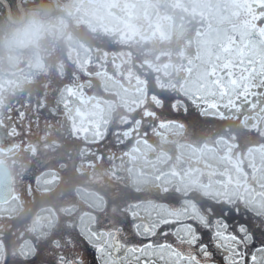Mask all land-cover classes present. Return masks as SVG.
<instances>
[{
  "label": "flooded vegetation",
  "instance_id": "obj_1",
  "mask_svg": "<svg viewBox=\"0 0 264 264\" xmlns=\"http://www.w3.org/2000/svg\"><path fill=\"white\" fill-rule=\"evenodd\" d=\"M204 4L201 0V6ZM31 7H26L27 16L28 11H40L44 19L41 10ZM56 14L55 11L52 19ZM88 16L92 18L90 12ZM258 25V37L264 39V23ZM200 28L194 27L189 38V42L196 40L199 47L196 32ZM179 29L184 30L181 36L190 30L186 23ZM100 33L96 38L89 36L85 45L80 80L73 70L67 72L69 81L66 79L71 90H78L74 84L79 85L100 100L95 101L102 105L97 108L100 114L93 119V123H99L97 132L93 127L95 133L62 134L55 120L43 133L41 117H27L24 113L30 109L26 101L13 126L6 124L9 118L0 121V145L4 149H0V163L8 165L14 176L12 201L22 200V195L17 194L12 165L5 160L13 140L18 145L22 142L23 149L17 152L34 156L28 166L33 172L29 193L39 196L36 187L49 184L52 201L49 230V225H38L43 214L36 207H41L42 202L21 220L15 234L19 235L17 242L9 244L13 234L9 223L5 226L8 233L0 238L1 261L30 255L44 239L52 240L74 229L83 232L98 219L129 209L141 211L149 205L167 206L170 200L189 207L203 201L239 202L253 212L264 211V72L219 70L214 63V69H206L204 64L208 62L200 61L199 49L195 58L199 69H180L188 61L175 51L177 69L173 62H164L171 56L169 50L151 51L148 47L156 38L136 34L104 45L102 42L109 40L102 39V30ZM181 36L177 32L173 38H161L176 44L184 41ZM125 50L132 52L131 69L121 65ZM208 51L211 53L209 47ZM212 54L222 57L216 46ZM70 64L74 67L73 61ZM57 94L50 106L64 108ZM87 97L85 92L84 99ZM1 105L8 109V104ZM15 108L17 105L12 109ZM68 117L63 118L73 121ZM45 152L51 155L50 167L44 159ZM46 171L51 172V183L35 185L38 178L46 177Z\"/></svg>",
  "mask_w": 264,
  "mask_h": 264
},
{
  "label": "rangeland",
  "instance_id": "obj_2",
  "mask_svg": "<svg viewBox=\"0 0 264 264\" xmlns=\"http://www.w3.org/2000/svg\"><path fill=\"white\" fill-rule=\"evenodd\" d=\"M40 1L46 2L49 0ZM74 1H77L79 5H86V11L88 12L89 10L92 16V18L87 16L91 24L99 27L102 31L103 29L101 28L103 26L110 25V27L104 32L106 35H110L106 37L107 40L130 39L136 36V34L139 36L156 38V41L150 42L148 47L151 51L154 49L159 50V48L169 50L171 56L165 58L164 62H173V64L177 63L176 57L173 56L175 51L186 57L188 64L184 67L183 65L186 64L181 65L182 67H180V69H199V66L197 65L198 62H196L195 59L196 54L198 55L199 49L200 61L202 63L208 62L207 64H204L206 69H214L212 66V63H214L219 67V70L220 67H222L224 70L228 71H236L238 69L249 70L253 74L264 72V39L258 37V24L264 23V0H202V2L205 3L203 6H201V0H73V2ZM189 5H194V7H189ZM199 9H201V11H199ZM123 10H126V12L122 13ZM211 21H215V23H211ZM50 22L51 23L44 25H33L32 23L28 24V22L25 21L23 26L16 30V37L14 36L10 38L14 41V45H20L18 43L19 37L21 34L27 32L30 35L28 43L46 51V42L50 37L48 35L51 34V32L58 31V26L55 20L52 19ZM184 23H186L190 29L188 31L186 29L180 37V39L184 37V41L177 42L176 44H168L166 41H162L163 39L161 37L163 36H169L166 38L175 37V34L179 31L180 25H183ZM203 23L205 24L203 25ZM197 26H199V28L201 26L199 31L196 32L200 47L196 40L195 42H189L194 27L196 28ZM110 29L114 30V33L110 31ZM115 29H117V31H115ZM148 32L149 35L146 34ZM252 33L257 36H252ZM211 44H213V46H210ZM214 46L218 48L222 57L212 54ZM138 47L139 45H137V49ZM208 47L210 48L211 53L208 51ZM159 57L161 58V56ZM223 59L227 61L224 64ZM26 64H29L27 60ZM49 70L52 71L53 69L48 63L45 68L42 67V71L38 75L41 77V75L45 74V72L47 73ZM10 82L11 81H7V79L0 81V121H2L3 118H11V114L8 113L9 109L14 108L15 105L18 106L21 100L30 98L38 99L41 97L45 98L46 95V91L43 90V88L39 87L37 90H33L28 86L22 89L20 92H23V94H20L16 89L8 87ZM74 86L76 85L74 84ZM87 90L89 89L84 87H81V89L78 90H70L67 101L61 103V105H64L65 107H59L56 119L55 116L57 111H54L55 115L53 122L56 120L59 133L71 134L70 131L75 133L79 132L81 136L85 133H95L98 131L99 123H93V119L98 118L100 110L97 108L102 105L95 102H99L100 100L95 99ZM85 92L88 94L87 100L84 99ZM96 97H98L97 94ZM71 99H73L72 102ZM77 99L83 104L73 105L72 103L78 101ZM47 100L48 99H45L43 103L48 102ZM88 100L90 101L88 102ZM1 102L8 104V109H3ZM84 103H86L87 107H85L86 105ZM73 112L75 113L74 118L77 119V121L81 120L79 122L80 125L78 126L74 125L72 120H65V118H63L67 115L70 116L68 118L73 119L71 116V113ZM59 116H61V118ZM97 121L98 120H95V122ZM8 122L13 126L10 119L6 124H8ZM91 123L93 125H90ZM91 127H95V132H93ZM174 136H176V134H174ZM76 138L81 139L82 137L78 138L77 136ZM0 144H2V142ZM10 145V154L5 157V160L12 165L15 177L17 178V194L20 193L22 195L25 192V194H28L31 197V193L29 192L32 189L31 176L33 175V172L28 166L33 163L34 156L33 154L30 155L24 151L17 152V150L23 149L22 142H20V146L15 140H13ZM0 149L4 151L1 145ZM44 154V159L48 161V167H50L51 155L48 152H45ZM35 172L36 171H34V173ZM48 182L51 183L50 171L47 172L45 178L40 177L36 180V183H34L35 185H38L39 183L42 184ZM44 186L50 185L44 184L42 188L38 189L39 198L42 199L43 202L41 207H36V211L40 215L41 213H45L40 217L38 225L52 224L51 216L45 211L46 209L52 210V208L49 207V204L51 205L52 202L50 194L51 187L43 190ZM25 194L22 196V200L27 203ZM46 197H49L47 201H50V203L45 202ZM6 209H8L6 206L0 207V213ZM27 212L28 211L21 213L17 217L11 218L14 222L12 224L10 223L13 235L9 244L19 240V235L15 237V234L21 220L26 216ZM2 219H8V216L3 215V218L0 216V238L4 239L8 233V227H5L8 221H3ZM22 223L26 224L29 222ZM12 259H14V257ZM4 260H0V264H6L7 262Z\"/></svg>",
  "mask_w": 264,
  "mask_h": 264
},
{
  "label": "snow or ice",
  "instance_id": "obj_3",
  "mask_svg": "<svg viewBox=\"0 0 264 264\" xmlns=\"http://www.w3.org/2000/svg\"><path fill=\"white\" fill-rule=\"evenodd\" d=\"M7 264H264V211L170 200L98 219Z\"/></svg>",
  "mask_w": 264,
  "mask_h": 264
},
{
  "label": "trees",
  "instance_id": "obj_4",
  "mask_svg": "<svg viewBox=\"0 0 264 264\" xmlns=\"http://www.w3.org/2000/svg\"><path fill=\"white\" fill-rule=\"evenodd\" d=\"M6 1L10 4L13 16L19 17L20 12L17 6V0ZM49 1L54 5L57 12L56 16L53 17V20L55 19V22L57 23L58 31L51 32V34L48 35L50 37L46 42V51H43L42 49H39L38 47L30 43H27L24 46L17 44L14 45V41L11 40L10 37H16V30L23 25L17 27L11 24L7 19L5 7L0 3V81H3L5 79H7V81L10 80L11 82L9 83L8 87H11V89H16L20 94H23V92L21 93L20 91H22V89L26 88L27 86L33 90H37L39 87H41L46 91L45 98H30L26 100L20 99L21 101L18 105L20 107L17 106V108H15L14 110L10 109L11 118L9 117V119L12 121L11 123H16V120L19 121L20 113L22 114L21 106H25L23 105V101H26L29 104L30 109H27V111H25L24 113L27 117H31L34 114H36V117H41L43 133L50 130V126L52 125V123H54L53 120L56 111L57 113L55 117L58 116L59 109L50 107L54 100L55 94L58 93L57 100L61 103L67 101L68 99L71 88H68L67 86L69 82H66V79L68 81L70 79L68 78L67 72L73 70L74 75L78 77L79 75H82V71L85 65V45L88 42V38L89 36L96 38L100 34H102L100 33V31H97L100 30L99 27H96L94 24H91L89 22V19L87 18L88 13L86 11L87 7L85 4L79 5L77 1L73 2V0ZM40 2V0H22V4L25 7L35 6ZM191 6L194 7V5H189V7ZM199 11H201V9H199ZM51 20L52 18L50 19V21ZM27 22L28 24L32 23L33 25L47 24L46 20L41 18L40 11L32 10L30 12L28 11ZM109 27L110 25L103 26L101 28L103 29L102 32L104 33ZM110 31L113 32L114 30L110 29ZM108 36L110 35L107 34L106 36H102V39L106 40V37ZM102 44L110 45L111 42L104 41L102 42ZM126 55H128V57ZM131 55L132 52L129 50H125V54L122 53L120 61L123 69L132 68ZM28 59H30L31 61L29 62V64H26V60ZM71 61H73L74 67H70ZM48 63L53 70H49L47 71V73L45 72L41 80V77H39L38 74L41 73L42 67L45 68ZM173 65L178 69L176 63ZM50 71L51 73L49 74ZM56 77L57 80H55ZM36 78H38L39 81L35 82ZM25 79L28 80V82H26ZM59 86H61V88H59ZM76 87L77 89H81V86L79 85H76ZM45 99H48L47 101L49 102V105L47 102L43 103ZM72 101L73 99H71V102ZM73 103L80 105V103H78L77 101H74ZM71 116L75 124L80 125L79 122L81 120L77 121V119L74 118V112L71 113ZM50 187L51 186H44L43 190H46ZM23 195L24 194H22V196ZM48 198L49 197H46V203H50V201H47ZM25 199H27V203L24 200L18 198L15 199V201H11L3 205L8 209L1 212L0 216L1 218H3V215L8 216V219H2L3 221H8L6 225L9 223L10 226V223L12 224L14 222V220L11 218L17 217L21 213L25 212L26 209H29L28 211L35 209V206L39 204L38 202H43L40 200L39 196H36L32 193L31 197L28 194H25ZM45 211L47 213H50V209H46ZM20 226L21 225H19V227ZM50 226L51 224H49L46 230H49L48 228ZM27 229L31 230L32 227H27ZM48 240H50V238L44 239V241ZM1 251L2 249L0 248V256L2 254Z\"/></svg>",
  "mask_w": 264,
  "mask_h": 264
},
{
  "label": "water",
  "instance_id": "obj_5",
  "mask_svg": "<svg viewBox=\"0 0 264 264\" xmlns=\"http://www.w3.org/2000/svg\"><path fill=\"white\" fill-rule=\"evenodd\" d=\"M0 3L5 7L6 16L9 22L13 25H20L25 22L27 17V10L22 4V0L17 1V6L20 12L19 17L12 15L10 4L6 0H0ZM35 10L42 11V17L48 18L54 13V6L51 3L40 2L35 6L31 7ZM184 31L181 29L178 35ZM1 44V42H0ZM14 195V176L10 167L4 163H0V204L8 202Z\"/></svg>",
  "mask_w": 264,
  "mask_h": 264
},
{
  "label": "clouds",
  "instance_id": "obj_6",
  "mask_svg": "<svg viewBox=\"0 0 264 264\" xmlns=\"http://www.w3.org/2000/svg\"><path fill=\"white\" fill-rule=\"evenodd\" d=\"M29 40H30V35L27 32H25V33L21 34V36L19 37L18 43L21 46H24L29 42Z\"/></svg>",
  "mask_w": 264,
  "mask_h": 264
},
{
  "label": "bare ground",
  "instance_id": "obj_7",
  "mask_svg": "<svg viewBox=\"0 0 264 264\" xmlns=\"http://www.w3.org/2000/svg\"><path fill=\"white\" fill-rule=\"evenodd\" d=\"M26 211H28V210L26 209L25 212H26ZM28 212H29V211H28ZM28 212H27V213H28Z\"/></svg>",
  "mask_w": 264,
  "mask_h": 264
}]
</instances>
